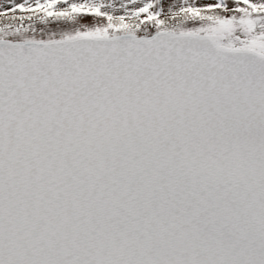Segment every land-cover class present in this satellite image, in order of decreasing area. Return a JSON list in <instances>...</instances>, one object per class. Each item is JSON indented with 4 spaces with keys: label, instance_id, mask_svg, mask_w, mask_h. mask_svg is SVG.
Segmentation results:
<instances>
[{
    "label": "snow or ice",
    "instance_id": "obj_1",
    "mask_svg": "<svg viewBox=\"0 0 264 264\" xmlns=\"http://www.w3.org/2000/svg\"><path fill=\"white\" fill-rule=\"evenodd\" d=\"M0 264H264V0H0Z\"/></svg>",
    "mask_w": 264,
    "mask_h": 264
}]
</instances>
